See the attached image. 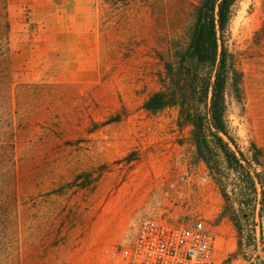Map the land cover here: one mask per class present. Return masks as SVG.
Here are the masks:
<instances>
[{"label":"rangeland","instance_id":"obj_1","mask_svg":"<svg viewBox=\"0 0 264 264\" xmlns=\"http://www.w3.org/2000/svg\"><path fill=\"white\" fill-rule=\"evenodd\" d=\"M198 2L9 0L15 73L0 86L11 96L0 126L16 144L19 242L0 264H101L152 216L202 220L217 264H264L261 187L256 218L236 203L233 219L194 125L178 108H145L188 45ZM224 41L242 76L228 93L231 136L264 183V0L237 2ZM228 183L235 202L239 180Z\"/></svg>","mask_w":264,"mask_h":264},{"label":"trees","instance_id":"obj_2","mask_svg":"<svg viewBox=\"0 0 264 264\" xmlns=\"http://www.w3.org/2000/svg\"><path fill=\"white\" fill-rule=\"evenodd\" d=\"M238 1L199 0L193 4V23L188 27L190 41L177 52V62L167 64V82L161 90L152 93L145 108L151 112L178 108L180 116L194 125V142L199 159L207 164L212 173L221 176L219 184L229 202L233 219L236 216V203L239 205L238 210L253 205L252 218H256V201L261 187L262 199L258 201L261 205L258 211L261 222L264 217V183L260 175L253 171L252 162L235 143L228 120L231 81L235 79L239 92L242 88V76L231 60L224 41ZM10 35L9 0H0V86H13L14 83ZM195 49L197 59L194 65H190L189 59ZM9 97L10 92L0 88V107L8 104ZM14 148L15 142L12 144L0 126V257L8 244L19 242L17 235L11 237V234L15 235L18 211ZM233 174L239 180L232 189V193L238 197L235 202L228 190V181Z\"/></svg>","mask_w":264,"mask_h":264},{"label":"built area","instance_id":"obj_3","mask_svg":"<svg viewBox=\"0 0 264 264\" xmlns=\"http://www.w3.org/2000/svg\"><path fill=\"white\" fill-rule=\"evenodd\" d=\"M217 240L202 220L144 219L129 244L106 250L101 264H217Z\"/></svg>","mask_w":264,"mask_h":264},{"label":"crops","instance_id":"obj_4","mask_svg":"<svg viewBox=\"0 0 264 264\" xmlns=\"http://www.w3.org/2000/svg\"><path fill=\"white\" fill-rule=\"evenodd\" d=\"M252 86H259L258 83H255V85H252Z\"/></svg>","mask_w":264,"mask_h":264}]
</instances>
